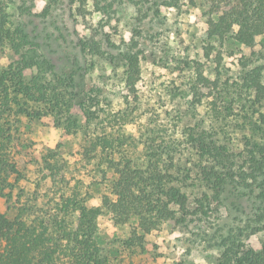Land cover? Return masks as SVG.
<instances>
[{"label": "rangeland", "instance_id": "rangeland-1", "mask_svg": "<svg viewBox=\"0 0 264 264\" xmlns=\"http://www.w3.org/2000/svg\"><path fill=\"white\" fill-rule=\"evenodd\" d=\"M169 2L0 0V66H21L25 84L47 94L42 103L27 102L30 111L44 116L21 117L19 134L32 155L56 152L59 178L88 185L97 180L87 141L93 125L108 117L117 119L115 129L130 122L123 130L135 143L137 159L151 144L149 127L156 134L155 145L165 139L171 150L180 142L184 146L174 154L181 172L174 186L187 196L189 215L176 227L146 235L149 253L131 256L113 253L128 238L129 228L113 229L108 216H99L102 249L110 264H221L226 238L248 250L264 247V230L253 233L258 225L251 222L255 209L264 204V169L247 189L228 184L216 199L199 175L200 166H214L200 157L199 144L233 154L236 167L249 162L250 154L259 159L264 97L257 100L242 78L259 69L264 85V35L257 36L252 47L216 43L207 57L210 0H193L195 7L180 0L177 8ZM92 44L99 46L100 54L91 50ZM130 49L140 58L133 94L123 83L122 58ZM71 74L74 83L68 80ZM199 75L206 84L198 81ZM29 158L18 160L22 178L12 202L32 219L50 210L61 187L40 161ZM11 205L0 201V211Z\"/></svg>", "mask_w": 264, "mask_h": 264}, {"label": "trees", "instance_id": "trees-1", "mask_svg": "<svg viewBox=\"0 0 264 264\" xmlns=\"http://www.w3.org/2000/svg\"><path fill=\"white\" fill-rule=\"evenodd\" d=\"M178 1L170 0L167 5L177 8ZM188 2L191 3L188 6L195 7L193 0ZM209 10L207 57L216 43L252 47L255 38L264 35V0H210ZM91 50L100 54L96 44H92ZM137 53L130 49L122 58L123 83L129 94L135 93L140 76ZM44 63L52 67L48 60ZM74 79V74L68 76L71 83ZM242 80L246 89L254 91L257 100L264 97L259 69L248 72ZM198 81L207 83L201 75ZM196 89L191 86L193 95H197ZM46 96L37 86L25 84L21 66H0V201L12 203L5 211H0V264H110L109 255L102 249L104 236L98 231L101 215L110 218L113 229L129 228L128 238L113 253L147 255L146 235L176 227L189 215L187 196L174 186L181 177L180 170L175 168L174 154L184 146L180 142L171 150L165 139L155 145L156 134L149 127L147 141L151 144L147 143L137 159L135 143L132 138L128 141L123 130L130 122H123L115 129L117 119L108 117L93 125L94 131L87 141L97 180L92 185L80 179L73 183L65 181L59 178L61 168L56 152L46 151L41 158L32 155L19 134L21 117L38 119L44 116L41 112L30 111L27 102L42 103ZM84 114L89 117L87 112ZM199 148L200 157H207L214 165L200 166L199 175L215 199L228 184L234 189L238 186L247 189L256 181L257 172L264 169V148H256L258 160L250 154L249 162L243 160L237 167L233 154L224 153L219 147L199 144ZM27 155L33 162L40 161L51 179L61 187V194L52 201L50 210L32 219L12 202L14 190L22 178L18 160ZM198 203L199 208L202 207L201 202ZM251 222L258 225L254 226L253 233L264 230V204L255 209ZM222 245L221 264H264V247L259 251L248 250L243 243L228 238Z\"/></svg>", "mask_w": 264, "mask_h": 264}]
</instances>
